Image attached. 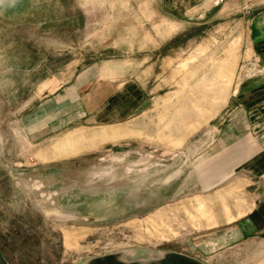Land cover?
Segmentation results:
<instances>
[{"label":"rangeland","instance_id":"374dc122","mask_svg":"<svg viewBox=\"0 0 264 264\" xmlns=\"http://www.w3.org/2000/svg\"><path fill=\"white\" fill-rule=\"evenodd\" d=\"M263 6L0 0V264H264V216L243 217L264 201V139L226 126L264 75L250 44ZM76 68L146 98L122 126L76 130Z\"/></svg>","mask_w":264,"mask_h":264},{"label":"crops","instance_id":"0c3cea01","mask_svg":"<svg viewBox=\"0 0 264 264\" xmlns=\"http://www.w3.org/2000/svg\"><path fill=\"white\" fill-rule=\"evenodd\" d=\"M259 9L258 15L253 14L251 21L250 44L254 48L253 55L256 54L264 62V6ZM72 62L74 60L69 58L62 68L73 67L70 64ZM77 62L74 63L76 66L79 65ZM60 69L53 73L54 78L64 77V72ZM67 70V73L71 71L70 68ZM72 71L74 80L63 83V88L64 92L76 96L68 108L76 107L75 115L78 117L72 116L70 121H67L68 124L76 123V130L122 126L146 98L144 85L138 80H125L118 74L104 75L106 71L103 69L82 71L76 68ZM232 105L233 114L226 126L230 130H227L229 133L240 135L235 140L250 141L249 136L257 140L264 139V75L243 82L238 94L232 99ZM56 122L61 126L62 121ZM243 131L244 134H241ZM221 141H224L223 138ZM260 202L256 203V207L254 206L248 214L243 215L247 217L252 214L246 221L256 222L264 216V201Z\"/></svg>","mask_w":264,"mask_h":264},{"label":"water","instance_id":"95a60500","mask_svg":"<svg viewBox=\"0 0 264 264\" xmlns=\"http://www.w3.org/2000/svg\"><path fill=\"white\" fill-rule=\"evenodd\" d=\"M166 260L171 264H203L200 261L183 254H171ZM114 262L115 264H122L118 259H115ZM104 264H111V262L109 260H104Z\"/></svg>","mask_w":264,"mask_h":264},{"label":"bare ground","instance_id":"6f19581e","mask_svg":"<svg viewBox=\"0 0 264 264\" xmlns=\"http://www.w3.org/2000/svg\"><path fill=\"white\" fill-rule=\"evenodd\" d=\"M112 257L110 256V259H111ZM119 260V259H118ZM121 262V261H120ZM114 264V263H113Z\"/></svg>","mask_w":264,"mask_h":264}]
</instances>
